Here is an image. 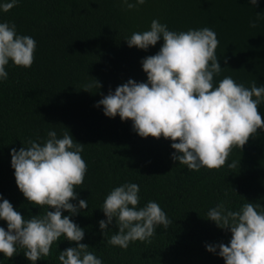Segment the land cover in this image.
I'll return each mask as SVG.
<instances>
[{
  "label": "trees",
  "instance_id": "1",
  "mask_svg": "<svg viewBox=\"0 0 264 264\" xmlns=\"http://www.w3.org/2000/svg\"><path fill=\"white\" fill-rule=\"evenodd\" d=\"M153 18L173 30H215L222 71L214 82L230 75L245 86L252 80L264 84V0L255 6L248 0H145L128 10L117 0H19L0 12V20L34 37L36 49L30 67L10 62L7 79L0 81V197L25 217L42 214L48 206L31 204L18 189L9 150L28 138L46 137L49 129L58 136L68 129L84 144L87 171L74 190L88 202L70 219L85 229L80 242L104 264H224L205 245L227 243L231 233L205 214L219 201L233 210L245 199L264 205V131L257 129L241 148L233 146L224 165L192 170L171 158L175 150L169 139L141 137L130 119L108 117L95 103L129 78L146 80L141 58L155 54L162 41L139 49L124 38L147 29ZM257 110L264 120V102ZM232 161L237 163L229 167ZM124 181L140 186V205L156 200L173 221L167 229L157 227L150 240L130 242L127 248L108 243L114 223L103 236L98 225L105 218L100 207L106 193ZM0 226L6 228V222L0 220ZM75 243L59 237L35 264H59V250ZM23 251L18 247L10 258L0 254V264H31Z\"/></svg>",
  "mask_w": 264,
  "mask_h": 264
},
{
  "label": "clouds",
  "instance_id": "2",
  "mask_svg": "<svg viewBox=\"0 0 264 264\" xmlns=\"http://www.w3.org/2000/svg\"><path fill=\"white\" fill-rule=\"evenodd\" d=\"M18 3L0 0V12ZM117 3L128 10L138 8L145 0ZM248 3L255 6L258 0ZM258 20L259 12L250 26L255 27ZM124 40L129 47L139 49L162 43L155 54L141 58L146 80L129 78L109 89L96 106H102L108 117L130 119L132 129L141 137L169 139L175 150L170 154L174 161L192 170L218 168L226 163L233 146L241 148L257 129L264 131V120L257 110L264 102V84L252 80L245 86L230 75L214 82L222 71L214 29L173 30L153 18L147 29L134 31ZM35 49L34 37L18 32L15 23L0 20V81L7 79L10 62L30 67ZM93 83L100 87L99 81L93 79ZM83 148L68 129L59 136L55 129H49L46 137L28 138L19 149L9 150L18 189L31 204L48 207L40 215L25 217L7 198L0 197V220L6 222V228L0 226V254L10 258L19 247L35 264L50 254L53 242L64 236L76 243L59 250V264H104L87 243L80 242L85 229L70 219L88 206L87 199L79 198L74 190L83 184L87 171ZM139 191L136 182L124 181L106 193L100 207L105 218L98 225L103 236L108 225L114 223L116 230L108 237L109 244L127 248L130 242L148 241L157 227L167 229L173 222L156 200L140 205ZM63 210L69 215H62ZM205 217L231 233L227 243H207V251L223 257L224 264H264V205L245 199L233 210L219 201Z\"/></svg>",
  "mask_w": 264,
  "mask_h": 264
}]
</instances>
